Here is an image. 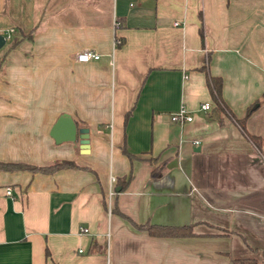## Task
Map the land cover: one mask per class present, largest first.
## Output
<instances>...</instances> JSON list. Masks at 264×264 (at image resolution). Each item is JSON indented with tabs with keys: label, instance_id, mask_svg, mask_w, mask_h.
Masks as SVG:
<instances>
[{
	"label": "crops",
	"instance_id": "0c3cea01",
	"mask_svg": "<svg viewBox=\"0 0 264 264\" xmlns=\"http://www.w3.org/2000/svg\"><path fill=\"white\" fill-rule=\"evenodd\" d=\"M9 28L0 161L75 165L0 168V264H264V158L233 119L250 106L243 128L264 136V0H0ZM62 112L85 147L51 135Z\"/></svg>",
	"mask_w": 264,
	"mask_h": 264
},
{
	"label": "trees",
	"instance_id": "16d2710c",
	"mask_svg": "<svg viewBox=\"0 0 264 264\" xmlns=\"http://www.w3.org/2000/svg\"><path fill=\"white\" fill-rule=\"evenodd\" d=\"M206 81H207L209 93L214 101L216 108L226 111L227 108L220 97V85H221L220 77L217 75L207 74ZM259 100H264V94ZM250 109L251 107L248 106L243 116L238 118L233 117V119L238 124L240 129L244 132L245 136L251 141V143L256 147V149L261 153V155L264 158V136L248 133L243 128L244 117L250 111ZM65 165H75V163L71 159L53 160L43 165L30 164L22 161H0V168H4V169H13L20 167V168H28L30 170L51 171L57 167L65 166ZM161 166L162 164L152 166L150 169V174L157 175L160 172ZM119 184L120 186H122L123 182ZM135 225L138 227L145 228L149 233L152 234L185 235V234L193 233V231L190 228V224L168 226V225H155V224H149L147 222H143V223H135ZM252 260L253 258H249V257H244V258L233 257L230 259L231 264H245L246 262ZM262 260L264 262V256L262 257Z\"/></svg>",
	"mask_w": 264,
	"mask_h": 264
},
{
	"label": "built area",
	"instance_id": "2783aa9c",
	"mask_svg": "<svg viewBox=\"0 0 264 264\" xmlns=\"http://www.w3.org/2000/svg\"><path fill=\"white\" fill-rule=\"evenodd\" d=\"M11 30H12L11 28L7 29V31L4 34H2L3 38L8 37L9 32ZM114 41L118 42L119 41L118 37H115ZM98 56H99V53L94 51L93 49H90V48L81 49V50L77 51L74 55L75 59L80 60V61H85V60L90 59V58H97ZM209 106H210V103L208 100H203L198 104V108L202 109V110L209 108ZM170 118L172 120L180 123V122H183L185 120H189L191 118V112L186 107H184L183 105H179V107L176 110H174L170 113ZM113 179H114V177L112 175H110L109 180L112 181ZM111 191H112V189L110 187L108 192H111ZM4 192L7 194L10 193L9 186L6 185L4 187ZM78 230L85 231L86 227L82 226V225H78Z\"/></svg>",
	"mask_w": 264,
	"mask_h": 264
},
{
	"label": "water",
	"instance_id": "95a60500",
	"mask_svg": "<svg viewBox=\"0 0 264 264\" xmlns=\"http://www.w3.org/2000/svg\"><path fill=\"white\" fill-rule=\"evenodd\" d=\"M3 43V35L0 34V45ZM75 132L82 147L87 144V128L85 126L75 127L73 120L64 112L60 113L53 122L50 133L54 139L65 137L73 139ZM118 189V187H116Z\"/></svg>",
	"mask_w": 264,
	"mask_h": 264
}]
</instances>
